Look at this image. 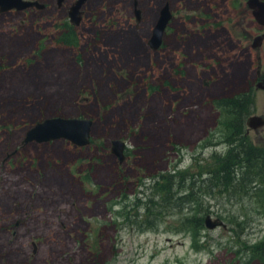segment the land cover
Wrapping results in <instances>:
<instances>
[{"label":"rangeland","instance_id":"1","mask_svg":"<svg viewBox=\"0 0 264 264\" xmlns=\"http://www.w3.org/2000/svg\"><path fill=\"white\" fill-rule=\"evenodd\" d=\"M38 1L43 9L0 12V264H264L257 166L242 183L200 186L182 213L148 207L159 174L203 178L226 153L213 99L252 84L246 118L264 116L251 48L262 29L246 0H86L78 25L76 0ZM165 3L172 17L153 49ZM69 26L74 47L56 40ZM258 53L264 74V41ZM56 116L91 119L90 143L21 145ZM248 136L264 147V126ZM113 139L125 142L122 162ZM207 214L225 227L208 229ZM182 215L201 223L174 225Z\"/></svg>","mask_w":264,"mask_h":264},{"label":"trees","instance_id":"2","mask_svg":"<svg viewBox=\"0 0 264 264\" xmlns=\"http://www.w3.org/2000/svg\"><path fill=\"white\" fill-rule=\"evenodd\" d=\"M74 31H76L75 27L69 26L63 30L60 37L56 38L57 42L74 47L77 43ZM251 85L249 84V87L243 91L212 100L224 116L221 124L227 133L225 142L228 149L222 156L213 154V161L207 165L206 175L203 178L195 179L189 173L186 174L183 170L175 168L159 174L153 181V195L148 201V207L159 203L160 210L152 212L154 217L160 214L168 215V212L173 210L175 214L182 213L185 206H190L196 202L198 196L202 197L205 194V191L199 192L200 186L210 192L216 186L226 188L244 182L256 166L259 170H264V147L251 142L244 129L246 116L249 115L254 104ZM241 168L243 172H239ZM198 181L199 185L196 186L195 183ZM198 223L201 221L198 222L193 216L186 215L176 219V222L173 221L174 225L179 227L183 225L185 228L187 225L192 227Z\"/></svg>","mask_w":264,"mask_h":264},{"label":"water","instance_id":"3","mask_svg":"<svg viewBox=\"0 0 264 264\" xmlns=\"http://www.w3.org/2000/svg\"><path fill=\"white\" fill-rule=\"evenodd\" d=\"M61 2L62 0H58ZM86 0H76L68 10L69 21L73 25H78L81 21L82 7ZM246 5L250 9L254 20L258 25L264 28V0H246ZM45 5L38 0H0V12L11 10L21 11L29 8L43 9ZM137 18L139 10L135 9ZM172 17L168 3L160 9L158 19L152 29L151 38L148 43L151 48L157 49L162 43L163 33ZM264 33L257 36L254 40L261 41ZM256 47L255 44H252ZM260 81L256 87L264 89V83ZM264 124V118L258 115H250L246 119V125L249 128H257ZM92 120L87 118L75 117H50L41 122H37L27 130L21 145L29 142H47L57 139H65L73 145L82 147L90 143ZM111 152L117 156L120 162L124 158L125 142L121 139L111 141ZM204 224L208 229L216 227H225L224 222L219 218H212L207 214L204 218Z\"/></svg>","mask_w":264,"mask_h":264},{"label":"flooded vegetation","instance_id":"4","mask_svg":"<svg viewBox=\"0 0 264 264\" xmlns=\"http://www.w3.org/2000/svg\"><path fill=\"white\" fill-rule=\"evenodd\" d=\"M260 27H261L262 30H261V32H260L259 34H257L256 36H254V37L252 38L251 48L254 49V50L256 51V58H257V68H256V73H255V76H256V79H255V80H256L255 89H257V90H262V91L264 92V89L256 87V85H257L258 82L263 81L262 83H264V74H263V72H262V68H261V65H262V64H261V57H260V55H259V53H258V50H259V48L261 47V45H262V43H263V41H264V38H263L261 41H255V40H254L257 36H259V35H261V34L264 33V28H263L262 26H260ZM252 44H255L256 47H253ZM248 86H249V85H247V87H248ZM253 115H257V114H253ZM258 116H261L262 118H264V116H262V115H258ZM246 119H247V118H246ZM246 119H245V125H246ZM263 126H264V124L261 125V126H258L257 128H249V127L246 125V126H245V127H246V128H245V134H246V135H249L251 131H253V132H257L258 129L261 128V127H263Z\"/></svg>","mask_w":264,"mask_h":264},{"label":"bare ground","instance_id":"5","mask_svg":"<svg viewBox=\"0 0 264 264\" xmlns=\"http://www.w3.org/2000/svg\"><path fill=\"white\" fill-rule=\"evenodd\" d=\"M64 1V0H63Z\"/></svg>","mask_w":264,"mask_h":264}]
</instances>
